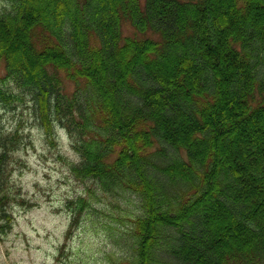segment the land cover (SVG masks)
I'll return each instance as SVG.
<instances>
[{"label": "trees", "instance_id": "obj_1", "mask_svg": "<svg viewBox=\"0 0 264 264\" xmlns=\"http://www.w3.org/2000/svg\"><path fill=\"white\" fill-rule=\"evenodd\" d=\"M0 71V104L30 95L73 174L136 205L128 264H264V0H0Z\"/></svg>", "mask_w": 264, "mask_h": 264}, {"label": "rangeland", "instance_id": "obj_2", "mask_svg": "<svg viewBox=\"0 0 264 264\" xmlns=\"http://www.w3.org/2000/svg\"><path fill=\"white\" fill-rule=\"evenodd\" d=\"M11 88L18 98L0 104V133H18L21 143L8 160L15 197L6 208L13 227L0 234V264H128L136 205L77 178L71 167L78 157L67 132L58 128L52 145L35 119L31 96ZM80 198L89 207L68 235Z\"/></svg>", "mask_w": 264, "mask_h": 264}]
</instances>
